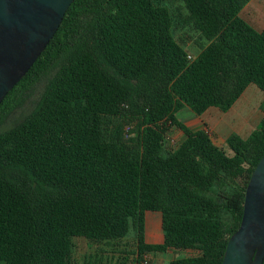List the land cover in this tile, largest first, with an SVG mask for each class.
Masks as SVG:
<instances>
[{
    "label": "trees",
    "instance_id": "16d2710c",
    "mask_svg": "<svg viewBox=\"0 0 264 264\" xmlns=\"http://www.w3.org/2000/svg\"><path fill=\"white\" fill-rule=\"evenodd\" d=\"M250 1L71 4L0 104L1 126L40 89L0 130V264H74V238L116 247L131 230L137 264L170 249L198 253L169 264L222 263L264 155V116L248 138L227 137L229 154L176 113L226 112L250 84L264 91V28L241 15ZM174 127L185 139L168 150ZM151 211L162 214L160 242L146 237Z\"/></svg>",
    "mask_w": 264,
    "mask_h": 264
},
{
    "label": "water",
    "instance_id": "95a60500",
    "mask_svg": "<svg viewBox=\"0 0 264 264\" xmlns=\"http://www.w3.org/2000/svg\"><path fill=\"white\" fill-rule=\"evenodd\" d=\"M75 0H0V104L27 74ZM264 263V155L245 190L239 228L221 264Z\"/></svg>",
    "mask_w": 264,
    "mask_h": 264
},
{
    "label": "rangeland",
    "instance_id": "374dc122",
    "mask_svg": "<svg viewBox=\"0 0 264 264\" xmlns=\"http://www.w3.org/2000/svg\"><path fill=\"white\" fill-rule=\"evenodd\" d=\"M172 10L179 14L184 12L185 8L180 1L172 3ZM241 15L256 29L264 27V0H251L243 9ZM189 27L177 30V36H186L189 32ZM191 42V41H190ZM192 43V42H191ZM192 46V45H191ZM195 50L194 48L191 51ZM40 89L37 88L31 95L30 100L11 114L8 119L0 126V130L7 129L15 125L23 114L29 112L33 106V102ZM264 103V91L256 84H250L242 96L236 101L234 106L228 111H222L217 107L214 112H205L202 118L211 128L208 130L214 142L224 148L229 154H232L227 142L221 143L220 134L228 136L232 133H237L243 138H248L254 129L257 128L261 119L264 116L262 104ZM24 108V109H23ZM195 115L190 108L180 110L177 118L192 128L190 120L191 115ZM172 128L167 136L166 147L168 150L177 148L181 138L176 130ZM162 214L158 211L147 213V240L149 242H158L162 240L163 231L161 227ZM137 241L136 232L131 230L128 237L124 238L119 244L114 247L105 244H95L89 242L85 238H74V264H119V260L124 256H128L125 264H137ZM134 252V253H133ZM196 250L178 251L170 249L166 253H149L150 264H169V262L179 256L192 257L197 255Z\"/></svg>",
    "mask_w": 264,
    "mask_h": 264
},
{
    "label": "crops",
    "instance_id": "0c3cea01",
    "mask_svg": "<svg viewBox=\"0 0 264 264\" xmlns=\"http://www.w3.org/2000/svg\"><path fill=\"white\" fill-rule=\"evenodd\" d=\"M264 28V27H263ZM184 108H189V107H184ZM184 108H182V109H184ZM212 108H214V107H211V108H209L206 112H209V111H211V112H216L215 111V109H212ZM181 109V110H182ZM179 112V111H178ZM177 112V113H178ZM176 113V114H177ZM195 115H191V120H190V123H191V126H192V129H206L207 131L209 130V129H211L209 126H208V124H207V122H205V120L202 118V116H199V115H197L196 113H194ZM187 125V124H186ZM188 126V125H187ZM176 130V129H175ZM177 132H178V134H179V137L181 138V141H180V143L185 139V133L181 130V129H177L176 130ZM230 135V134H229ZM228 135V136H229ZM228 136H222L221 134H220V138H221V143H223V142H226V139H227V137ZM147 237V236H146ZM158 242H160V241H158Z\"/></svg>",
    "mask_w": 264,
    "mask_h": 264
},
{
    "label": "built area",
    "instance_id": "2783aa9c",
    "mask_svg": "<svg viewBox=\"0 0 264 264\" xmlns=\"http://www.w3.org/2000/svg\"><path fill=\"white\" fill-rule=\"evenodd\" d=\"M189 57H191V55H189ZM150 254L149 253H145L143 254V261L142 264H150Z\"/></svg>",
    "mask_w": 264,
    "mask_h": 264
}]
</instances>
